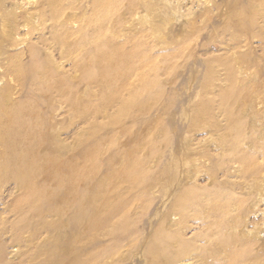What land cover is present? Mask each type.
<instances>
[{
    "label": "rangeland",
    "instance_id": "374dc122",
    "mask_svg": "<svg viewBox=\"0 0 264 264\" xmlns=\"http://www.w3.org/2000/svg\"><path fill=\"white\" fill-rule=\"evenodd\" d=\"M94 2L60 0L58 16L49 0H0V264H231L234 251L235 264H264V0H120L106 37L141 45L153 68L117 127L108 120L128 91L101 105L59 40L85 27ZM49 68L65 82L49 85ZM11 106L42 142L70 148L65 160L97 151L89 183L111 192L100 218L90 222L82 195L57 213L56 182L49 199L24 203L23 182L37 180L17 173L27 154L4 138ZM130 147L134 184L119 176Z\"/></svg>",
    "mask_w": 264,
    "mask_h": 264
},
{
    "label": "bare ground",
    "instance_id": "6f19581e",
    "mask_svg": "<svg viewBox=\"0 0 264 264\" xmlns=\"http://www.w3.org/2000/svg\"><path fill=\"white\" fill-rule=\"evenodd\" d=\"M94 1V14L91 15L89 20H87L85 27L73 34L62 30L59 40L64 46L68 47L69 57L76 63L75 67L88 75V78L95 89L92 94L100 99L101 105L105 106L107 104L118 103L120 91H128L129 99L123 102L120 101L121 103L119 102L120 104H118L119 107L115 116L108 120L109 125H116L117 127L123 118L128 116L134 109L137 104V97L148 90L149 79H147V76L153 66L149 59H147V54L141 45L131 43V49L125 50L121 45L115 44L111 39L106 37L105 23L118 14L116 8L119 5L120 0ZM49 2L53 6L56 15L59 16L61 14L60 0H49ZM86 29H91V32ZM52 72L53 71L51 70L47 73V81L49 85L54 86L56 84L57 87L59 83L65 82V80L62 79L56 80ZM15 73L16 75L19 74L17 69ZM62 88H64V86ZM67 96L68 95H66V97ZM70 105L79 111L84 117L97 114L94 113L95 109L92 107L93 105L91 106L90 104L89 106L86 104L85 99L74 98L71 100ZM20 113L21 109L12 106L6 111L8 122L5 123V125H9L10 129L8 132L4 131L5 134L3 135L11 144V147L18 144L22 145L27 154L28 159L25 164L18 163L15 165L17 173L23 177L32 174L37 180L34 185L28 180L23 182L22 188L25 194L24 203L36 206L44 200L49 199L48 197L52 194V189H50L51 184L56 182L58 186L64 189L65 193L64 197L58 200L59 207L56 208L57 213L62 214L63 212H66L72 203L75 202L76 197L82 195L83 199H80L81 203L84 204L85 200L89 199V203L94 210L89 217L90 222H92L93 219L96 220L97 218H100L104 208L102 200L111 192L108 191L105 182H101L100 187L96 190H93L89 183L93 172L91 167L95 165L97 160V151L91 150L90 155H88L87 158H84L80 163L75 162L76 160L67 161L63 158L64 155L62 156V154L67 155L70 153V148L63 146L52 136V134L50 136L51 141H49V144H47L48 142L46 140L47 143L42 142L38 137V135L41 137L43 134L42 130H40L41 134H38L37 131L39 130H36L35 127H30L28 125L29 123L26 122V118L23 117L25 122L20 119ZM205 114H207V111L204 114H199V116ZM97 129H99V126H94L92 131L96 132ZM13 132H16L14 136ZM42 136L45 137L44 135ZM146 142V144L149 145L150 141L146 140ZM146 144L144 145L146 146ZM124 157L126 158V163L120 170L119 176L125 178L129 183L134 184L135 181H137L136 171L139 164L137 161L138 157H136L135 151L132 150L131 147L124 151ZM116 181L117 180L112 179L111 185L117 186L118 184ZM118 189L119 188H115V190ZM117 229L115 228L112 232L115 233ZM53 249L56 254L62 252L59 247ZM230 257L232 260L231 264H235L240 257V253L235 251L231 252ZM71 264H83V262L75 256Z\"/></svg>",
    "mask_w": 264,
    "mask_h": 264
}]
</instances>
